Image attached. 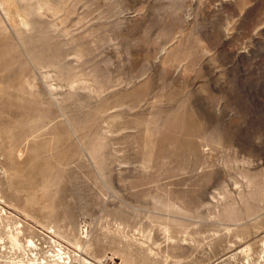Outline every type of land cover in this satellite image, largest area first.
Returning a JSON list of instances; mask_svg holds the SVG:
<instances>
[{
    "label": "rangeland",
    "instance_id": "374dc122",
    "mask_svg": "<svg viewBox=\"0 0 264 264\" xmlns=\"http://www.w3.org/2000/svg\"><path fill=\"white\" fill-rule=\"evenodd\" d=\"M0 264H264V0H0Z\"/></svg>",
    "mask_w": 264,
    "mask_h": 264
}]
</instances>
